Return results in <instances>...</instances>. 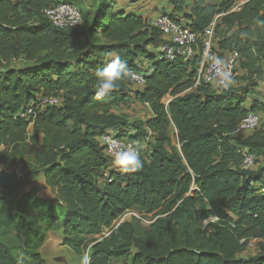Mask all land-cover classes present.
<instances>
[{
    "label": "trees",
    "instance_id": "16d2710c",
    "mask_svg": "<svg viewBox=\"0 0 264 264\" xmlns=\"http://www.w3.org/2000/svg\"><path fill=\"white\" fill-rule=\"evenodd\" d=\"M118 1L0 0V168L23 171L0 197V264H47L41 249L59 232L91 264H264V0L239 11V0H167L171 12L156 15L199 35L216 21L214 51L238 52L244 71L237 78L238 64L230 91L195 87L200 52L163 60L156 16ZM63 2L81 9L80 26L61 30L44 17ZM110 53L145 82L122 81L97 100L95 70ZM53 96L59 104L34 121L20 117ZM133 104L151 116L129 123L115 112ZM252 113L262 114L259 128L233 135ZM109 131L147 145L141 168L113 163L100 140ZM245 153L254 168L243 167ZM40 179L57 197L38 195ZM129 211L153 222L113 229ZM252 241L258 254L242 258Z\"/></svg>",
    "mask_w": 264,
    "mask_h": 264
},
{
    "label": "built area",
    "instance_id": "2783aa9c",
    "mask_svg": "<svg viewBox=\"0 0 264 264\" xmlns=\"http://www.w3.org/2000/svg\"><path fill=\"white\" fill-rule=\"evenodd\" d=\"M150 1V0H143ZM159 1V0H156ZM249 0H241L233 8L234 11H239ZM44 17L56 28L64 30L80 26L83 23V14L81 9L73 4L63 2L44 10ZM152 26L156 28L163 37V43L160 46L163 60L174 61L183 59L189 61L197 52H200L201 60L198 75L196 78L195 87L201 85H215L222 91H230L235 86V69L237 68L240 55L236 51L228 52L224 57H221L214 51V34L216 21L213 22L202 35L195 33L191 28L183 26L168 15H158L152 21ZM201 41V44H200ZM200 45L202 46V51ZM134 78L131 82L135 85H144L145 79L141 74L133 72ZM58 97H46L42 100L39 107H30L21 113L20 117L27 121H34L38 116L40 108L45 106H52L59 104ZM261 119L257 114H250L247 116L236 128L233 135H241L252 132L259 128ZM101 145L106 149V153L113 159L118 151L124 150L128 147H135L140 150L132 141L118 137L112 131H109L100 138ZM256 164V157L253 154L245 153L243 160V167L245 169H252ZM264 193V189L262 190ZM127 215L132 218H138L143 223L150 224L153 221L146 222V218L142 217L136 211H129L121 217L115 224L117 228L122 222L129 220ZM144 218V219H143ZM214 222L215 219L210 220ZM112 229H105L101 236L107 237L110 235ZM101 236H98L99 238Z\"/></svg>",
    "mask_w": 264,
    "mask_h": 264
},
{
    "label": "rangeland",
    "instance_id": "374dc122",
    "mask_svg": "<svg viewBox=\"0 0 264 264\" xmlns=\"http://www.w3.org/2000/svg\"><path fill=\"white\" fill-rule=\"evenodd\" d=\"M196 0H190V2H194ZM207 2H216L220 0H206ZM131 0L127 2V0H120L117 3L119 4L120 8L123 6V4H131ZM241 0L237 2L239 4ZM18 65V64H17ZM244 75V71L240 68V64L236 71L237 78H240ZM237 87L242 88L244 86L243 83L236 81ZM170 100V99H169ZM115 112L118 115L124 116L127 118L129 123H134L136 121L142 120L146 121L151 116V111L148 107L138 106V105H131L130 107H123L120 109L115 110ZM259 117L262 118V114H259ZM260 118V119H261ZM146 144H141L139 148H146ZM20 169L21 175L23 176V171L20 168V166H16ZM35 189L37 190V193L40 197L43 198H49L53 199L54 197H57L56 192L50 190L44 183L43 179H40L37 184L35 185ZM29 188H25L23 192H27ZM127 219H130V216H126ZM144 219V218H143ZM152 219H146V222H150ZM146 224V223H145ZM207 225V223H205ZM259 249L257 248L256 242L252 241L249 244V247L247 251L244 253L242 258H249L254 257L258 254ZM41 253L44 257V259L47 261V264H82V259L84 255H88L87 253H84L81 257H78L68 246L64 244V238L62 236V233L59 232L57 237H50L48 238L47 242L45 243L44 247L41 249ZM64 258V263H59L55 261L56 258Z\"/></svg>",
    "mask_w": 264,
    "mask_h": 264
},
{
    "label": "clouds",
    "instance_id": "9594fccd",
    "mask_svg": "<svg viewBox=\"0 0 264 264\" xmlns=\"http://www.w3.org/2000/svg\"><path fill=\"white\" fill-rule=\"evenodd\" d=\"M109 55L111 57L109 62L95 70L97 78L95 99L97 100L108 96L119 87L120 82L133 79L135 75L118 54L110 53ZM113 163L124 171H135L142 167L138 149L131 146L118 151L113 157ZM19 259H22V254ZM82 264H91V258L88 255H84Z\"/></svg>",
    "mask_w": 264,
    "mask_h": 264
},
{
    "label": "crops",
    "instance_id": "0c3cea01",
    "mask_svg": "<svg viewBox=\"0 0 264 264\" xmlns=\"http://www.w3.org/2000/svg\"><path fill=\"white\" fill-rule=\"evenodd\" d=\"M128 1L129 0H127V2ZM131 1H132L131 4H123L121 9L129 13H136L142 15L143 17L148 18V20L155 17L157 14L161 13L162 11L171 12V7L167 0H162V1L161 0L160 1L131 0Z\"/></svg>",
    "mask_w": 264,
    "mask_h": 264
},
{
    "label": "water",
    "instance_id": "95a60500",
    "mask_svg": "<svg viewBox=\"0 0 264 264\" xmlns=\"http://www.w3.org/2000/svg\"><path fill=\"white\" fill-rule=\"evenodd\" d=\"M22 175L18 167H13L8 170L6 168H0V197L3 195L4 189L10 187L14 184H17ZM55 261L59 263H64L65 259L60 257L56 258Z\"/></svg>",
    "mask_w": 264,
    "mask_h": 264
}]
</instances>
